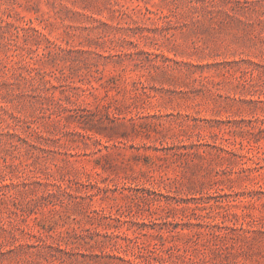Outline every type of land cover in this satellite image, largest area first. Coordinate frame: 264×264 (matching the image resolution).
Wrapping results in <instances>:
<instances>
[{
	"label": "rangeland",
	"instance_id": "rangeland-1",
	"mask_svg": "<svg viewBox=\"0 0 264 264\" xmlns=\"http://www.w3.org/2000/svg\"><path fill=\"white\" fill-rule=\"evenodd\" d=\"M0 264H264V0H0Z\"/></svg>",
	"mask_w": 264,
	"mask_h": 264
}]
</instances>
